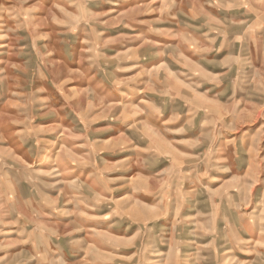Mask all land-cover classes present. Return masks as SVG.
Wrapping results in <instances>:
<instances>
[{"label": "rangeland", "instance_id": "rangeland-1", "mask_svg": "<svg viewBox=\"0 0 264 264\" xmlns=\"http://www.w3.org/2000/svg\"><path fill=\"white\" fill-rule=\"evenodd\" d=\"M0 264H264V0H0Z\"/></svg>", "mask_w": 264, "mask_h": 264}]
</instances>
